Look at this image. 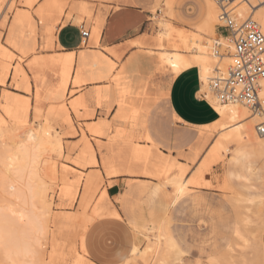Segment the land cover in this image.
I'll return each instance as SVG.
<instances>
[{"label": "rangeland", "instance_id": "1", "mask_svg": "<svg viewBox=\"0 0 264 264\" xmlns=\"http://www.w3.org/2000/svg\"><path fill=\"white\" fill-rule=\"evenodd\" d=\"M41 1L27 9L22 0H0V44L6 51L2 50L4 56H0V61L2 60L1 63L8 69V75L4 78L1 76L0 100L5 94L14 100H19L15 96L22 95L27 96L30 103L25 126L12 127L7 123L5 130H10L14 134L10 133L13 137L37 134L45 140L48 134L51 136L45 145L47 152L42 156L35 183L40 191L34 201L35 213L38 226L43 230L30 235V253L12 262L143 264L133 251H143L146 248V237L150 235L148 228L153 222H159L161 219H166V233L179 253V261L173 264H212V261L215 264V259L218 261L216 264H244L245 240L240 239V233L242 237H249L250 233L258 232L264 253V222L257 227L254 224L249 226L245 212L249 206L247 200L262 189L253 180L246 179L248 176L245 174L244 160L239 159L232 167L233 148L226 145L227 150H220L215 156V161L199 177L202 185H193L191 182L206 161L207 150L220 139L222 133L215 132L211 126L187 127L192 131L191 134L205 138L201 152L194 161H190L188 141L183 137L188 131L176 125L164 105V97H160L158 90L152 89L145 96L128 95L125 99V110L129 113L137 110L141 123L140 128L135 131V137L128 144L139 149H150L155 156L154 168L146 167L130 174H113L102 167L101 157L106 153L116 125L120 124L124 131L131 129L128 122L113 123L114 108L105 111L101 105L95 103L91 108V118L84 116L85 111L90 110L89 107L80 108L81 113L79 108H70L68 111L66 108L70 107L69 97L75 93L69 90L68 85L61 101L42 103L39 114H36L33 88L29 93H25L15 87V80L20 79L23 74L21 67L26 68L31 58L63 51L56 43L60 27L72 25L79 28V33L82 29L90 32L101 14L132 4L151 15L148 32L152 38L157 36L156 22L163 16H166V20L174 29L191 35L201 19L198 2L205 6L208 0H178L172 6L171 16L164 13L166 0H55L62 4L63 9L61 22L59 20V24L53 28L51 36L43 33V27L35 13ZM73 7L84 8V11L77 12ZM19 9L27 10L35 25L32 38L36 48L34 53L26 58H22L6 43L8 26L13 14ZM220 37L227 38V33L216 25L210 46L211 55L214 41ZM49 38H52L54 44L47 49L45 45ZM214 63L213 59L208 78L213 75L211 72ZM118 66L119 63L114 64V73ZM170 76L167 67L156 78L157 81H166ZM56 80V75H52L49 81L54 84ZM205 85L202 88L203 93L210 95L207 80ZM62 105L65 106L67 115H58L54 110ZM95 107L99 112L96 113ZM45 121L47 123L42 124ZM100 121L110 125L107 136H90L88 128ZM144 130L150 135V141L144 139ZM86 145L90 146L99 162L95 166L88 164L90 157L84 153ZM90 176H94V186L85 196V186ZM175 180L185 184L183 193L177 192ZM1 196L2 194L0 205ZM102 199L105 203L99 208ZM237 227L242 229L243 233L239 232ZM3 251L0 249V264H13L11 259L4 256L6 254ZM261 264H264V254L261 256Z\"/></svg>", "mask_w": 264, "mask_h": 264}, {"label": "crops", "instance_id": "2", "mask_svg": "<svg viewBox=\"0 0 264 264\" xmlns=\"http://www.w3.org/2000/svg\"><path fill=\"white\" fill-rule=\"evenodd\" d=\"M22 1L23 4H26L25 7L30 9L41 0ZM176 1L178 0H166L164 4L165 15L171 16L172 6ZM46 4L48 5L44 6ZM199 4L200 2H198V8L201 19L195 26L192 34H198V28L206 17L204 4H202L203 6L200 4L202 7H200ZM48 7L50 10L55 11H47L49 10ZM62 9V4L55 0L41 1L35 13L39 23L43 27L42 30L44 34L50 35L53 28L59 24V20L61 22L60 18ZM73 9L77 12L84 11V8L81 7H73ZM101 15L102 16H99L95 21V24L91 27L85 45L81 44V36L78 27L72 25L68 27H60L57 33L56 43L63 51L43 57L34 56L31 58L26 68L21 67L23 74L20 76V79L17 78L15 80V87L25 93H29L31 88H33L36 114H39V107L42 103L61 101L65 96V90L68 85L69 90L75 92L72 97H69L70 107L66 108L68 111L71 109L77 110L79 108V112L81 113L82 109L80 108L89 107L90 110H86L84 116L91 118L93 115L91 108L94 107L95 103L101 105L105 111L114 107L115 119L113 123H122L125 121L130 123L131 129L124 131L121 129L120 124L116 125L117 127H114V135L110 139L106 148V153L101 157L102 167L113 174H130L150 166L151 169L154 168L152 163L155 156L150 149L147 151V149H139L138 147L136 148L135 146H130L128 144L135 137V131L140 128L141 123L138 119L139 112L134 110L129 113L125 110L124 105L126 102L125 99L128 95L145 96L148 95V92L152 89H155L156 91L158 90L160 97H164V105L176 125L180 129H186L188 131V133H185L183 136L184 139L188 141V159L192 161L191 158L193 157V153L194 151H197L194 158L195 160L205 145V138L201 135L191 134L190 132L192 131L187 127H212L219 120V116L207 99H200L202 81L200 79L198 67L196 65H191L179 73L174 74L175 72H173L170 65H168L164 57V55L167 54V51L168 53L177 51L183 56L190 57V54L183 52V50H176L177 48H174L176 45H179L177 33H173V36H171L170 39H165L163 36L166 29L161 28L159 23H163L172 29L174 28L166 20V16H163L157 21L158 23L156 22L157 26L155 28L157 36L153 39L148 32L151 15L144 9L132 4L120 6L117 10L108 11ZM174 31L180 32L176 29H174ZM34 34L35 25L27 10H17L13 14V18L8 26L6 43L22 58H26L32 55L35 51L36 43L34 38H32ZM68 34H70L69 37ZM13 38L21 40L13 46L11 43ZM158 39L161 41L159 40L158 42ZM28 43L30 44L31 50H28L27 48ZM53 44L54 41L52 38H49L46 42L45 48L49 49ZM167 48H171L172 51L167 50ZM1 50L4 49L0 44V52ZM159 53L162 54L159 55L160 58L157 56ZM3 63H5L4 60ZM117 63H119V66L114 73V64ZM64 65L67 68L63 67ZM167 67L171 74L170 78L166 81L163 79L157 81L156 76L162 73ZM11 73L12 72H10V74ZM52 75H56L57 78L54 84H51L49 81ZM119 75L123 76L120 77ZM24 78L26 79L25 81ZM122 91L124 94L119 93ZM15 97L19 98V102H23V100L27 101L28 117L30 108L28 97L22 95L20 97ZM106 98L107 100H105ZM143 102L145 103V100H143ZM121 104L124 105L122 106ZM121 108H124V112ZM66 109L65 106L62 105L54 110L57 111L58 115H67ZM95 110L96 113L99 112V109L96 107ZM126 116L128 118H126ZM45 123H47V121L42 124ZM109 128V124L100 121L91 125L87 132L90 131L88 133L92 137L101 138L107 136ZM144 139L148 141L151 140L150 135L145 130ZM213 145L214 143L207 150L205 155L206 158L209 157ZM132 150H142L147 152L148 155H145L147 158L142 155L140 157H135L134 159L133 155H131L132 153L129 154ZM90 151V146L86 145L84 153L88 154L91 160L92 151ZM124 152H126V157L122 155ZM233 152L232 167L242 158L245 165V174L248 176L246 179L253 180L262 189L252 197H264V144L251 143L244 146L242 149L233 148ZM92 155L95 164L90 165L95 166L99 162L95 159L93 153ZM163 220L164 219H161L159 222H153L148 228L149 233L151 229L157 228Z\"/></svg>", "mask_w": 264, "mask_h": 264}, {"label": "bare ground", "instance_id": "3", "mask_svg": "<svg viewBox=\"0 0 264 264\" xmlns=\"http://www.w3.org/2000/svg\"><path fill=\"white\" fill-rule=\"evenodd\" d=\"M47 5L48 4L44 6ZM262 5H264V0H233L230 3V5L226 8L225 13L237 23H241L246 19L254 20L260 26L261 32L264 36V6ZM205 7H206V17L203 23L198 28L199 29L198 34L186 35L181 31L176 32L174 31V29L170 28L169 26L164 25L163 23H159V26L161 28L166 29V32L163 37H165V39H170L171 36H173V33H177V37L179 39V45H176L175 48L181 49L183 50V52L190 54V57H186L183 56L180 52L175 51L172 53H168V51L166 50L167 54H165L164 57L168 65H170V67L172 68L171 70L175 72L174 74L179 73L180 71L186 69L191 65H196L199 69L200 79L202 81L200 94L203 93L202 88L206 86L205 85L206 80L208 85V79L210 78V77L208 78V75L212 68L213 59L215 63L213 65V69L211 73L214 74L216 69L219 75L221 76L227 75L228 68L232 63V59L230 57L232 45L229 41V38L220 37L217 40H215L213 44L212 55L210 54L212 37L215 35V26L222 25V21L219 18V9L214 0L206 1ZM47 11H52V10H50L49 8V10ZM160 39H158V42ZM19 40L21 39L13 38L11 40L12 45L15 46L14 44L18 43ZM27 48L28 50H31L29 43L27 44ZM160 53L158 54V57L159 55H162ZM215 53L221 54L222 56L218 58ZM0 56L1 57L4 56L2 50L0 52ZM63 67L66 66L64 65ZM16 74H18V71H16ZM7 75H8V69L0 61L1 83H2L1 76H3L4 78ZM119 93L124 94L123 91ZM259 96L260 97L264 96V80L261 82V90L259 92ZM205 97L207 101L213 106L214 110L219 116V120L212 126V128L213 130H215V132L218 131L222 133V135L220 139L217 140L216 143H214L213 148L210 151L209 157L206 158V161L201 165V168L199 169L196 178L191 182L193 185H197V186L202 185L200 182L201 179L199 177L215 161L216 154L222 149L227 150V148L225 147L226 145L232 148L242 149L244 148V146L251 143L264 144V136L259 137L256 135L255 132L256 126L264 123V113H251L246 107L240 104L221 105L215 100L213 96L209 94H205ZM105 100H107V98ZM19 101L20 100H14L10 95L5 94L0 102V195L2 194L1 196L2 204L0 205V249H2V251L4 250L3 252L4 254H6L4 256H7L9 260L11 259L10 260L11 262L12 260H15L18 257L27 256L30 253V249H29L30 246L28 243L30 235L31 234L35 235L36 233H39L43 230L41 227L39 228L38 226L37 215L35 213L34 201L36 196H38V194L40 193L35 183L38 177L39 167L42 164V160H41L42 156L45 152H47L45 151V145L50 141L49 139L51 137L49 136V134L45 140L42 139V137L38 136L37 134L35 135L28 134L26 137L20 135L18 136L16 135L15 137H13L11 136L12 132H10V130H5V125L7 123H10L12 127H22L25 126V124L27 123L28 103L27 101H23V102L22 101L19 102ZM121 105L123 106L124 104ZM121 109H123L124 112V108ZM126 118L128 117L126 116ZM27 129H31V128H27ZM23 132H25V130ZM28 133H30V130ZM196 153L197 151H194L193 157L191 158L192 161L194 160ZM129 154L133 155L135 159V157H140L142 155L145 156L147 152L142 150H136V151L132 150ZM122 155L126 157V152H124ZM146 156L145 158H147ZM88 164H93V165L95 164L92 153H91V160L89 161ZM174 185L176 186V190L179 194L184 192L185 184L183 182H181L180 180H175ZM93 186H94V177L90 176L86 182L85 196L89 194ZM44 194H45L44 191H42V195L45 198ZM104 201L105 200L103 199L100 201L99 208L104 206L105 203ZM247 201L249 203V206L246 207L245 212L248 215V218H246L247 221L246 220L244 221H246L249 224V226L250 224H254V226L257 227L264 222V197H258V198L251 197ZM246 222L244 224H246ZM166 229H167L166 219H164L163 221H161L159 226H157V228L151 229L150 236L146 237L147 238L146 248L145 249L143 248L144 249L143 251L140 250L137 251L136 249L133 251L134 255L138 256L143 264H173L176 261L177 262L179 261L178 260L179 253L177 252L175 245H173V243L168 238ZM249 230L251 231L252 229L249 228ZM239 232L243 233L242 229H239ZM250 234L251 235L249 237L245 236L246 238L242 237L241 233L238 234L240 239L245 240L243 248L246 250V259L244 264H261V256L262 254H264L262 253V247H261L262 239L261 238H260L261 240L259 239L260 234L258 232H254ZM214 262L216 264V262L218 261H216L215 259ZM12 263L15 264L14 262Z\"/></svg>", "mask_w": 264, "mask_h": 264}, {"label": "built area", "instance_id": "4", "mask_svg": "<svg viewBox=\"0 0 264 264\" xmlns=\"http://www.w3.org/2000/svg\"><path fill=\"white\" fill-rule=\"evenodd\" d=\"M219 9L221 28L227 33L232 45V63L226 76L215 69L208 79V91L221 105L240 104L251 113H264V96L260 97L264 80V36L260 26L252 19L237 23L226 13L233 0H214ZM89 31H80L81 44L85 45ZM216 54V53H215ZM220 58L221 54H216ZM206 99L205 94L201 93ZM256 135L264 136V123L255 128Z\"/></svg>", "mask_w": 264, "mask_h": 264}, {"label": "snow or ice", "instance_id": "5", "mask_svg": "<svg viewBox=\"0 0 264 264\" xmlns=\"http://www.w3.org/2000/svg\"><path fill=\"white\" fill-rule=\"evenodd\" d=\"M262 6H264V5H262ZM200 99L202 100L203 99V95L201 94V96H200Z\"/></svg>", "mask_w": 264, "mask_h": 264}]
</instances>
